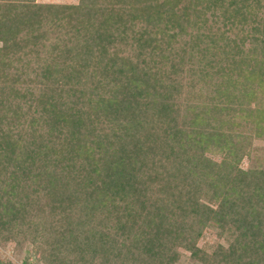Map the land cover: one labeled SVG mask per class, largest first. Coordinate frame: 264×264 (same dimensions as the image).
I'll return each mask as SVG.
<instances>
[{"label":"trees","instance_id":"1","mask_svg":"<svg viewBox=\"0 0 264 264\" xmlns=\"http://www.w3.org/2000/svg\"><path fill=\"white\" fill-rule=\"evenodd\" d=\"M0 42V241L41 264H264V169L240 167L264 0H0Z\"/></svg>","mask_w":264,"mask_h":264},{"label":"rangeland","instance_id":"2","mask_svg":"<svg viewBox=\"0 0 264 264\" xmlns=\"http://www.w3.org/2000/svg\"><path fill=\"white\" fill-rule=\"evenodd\" d=\"M80 0H36V3H61L68 5H77ZM0 48H2V43L0 42ZM130 51L128 48H123L118 54L125 55ZM16 64H14L15 66ZM2 83H0L1 85ZM214 89V87H212ZM24 107V106H23ZM248 105H243L242 109H247ZM26 110V109H24ZM245 114V112H239V117L234 121L236 130L241 132L245 129V126L240 124L242 118L240 115ZM253 126V125H251ZM259 130V129H258ZM259 131L261 134L259 135ZM253 130L252 135L244 142L246 146V154L240 164V167L244 170L250 169H264V123L263 129ZM259 135V136H258ZM208 157L221 162L223 159V154L217 150H213L208 153ZM219 230L214 227H209L204 231L203 237L198 243V247L202 252H206L208 255H212L217 247L221 244L225 247L229 246V243L225 238H220ZM27 244L18 245L13 241H0V259L4 262H11L12 264H41L35 256H30L27 252L31 251ZM29 262V263H28ZM177 264H202L200 261L192 258L189 252H183L180 261Z\"/></svg>","mask_w":264,"mask_h":264}]
</instances>
